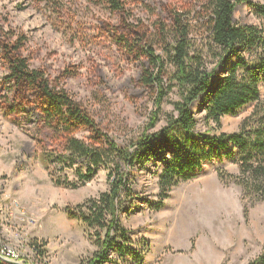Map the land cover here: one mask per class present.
Masks as SVG:
<instances>
[{"label":"rangeland","instance_id":"obj_1","mask_svg":"<svg viewBox=\"0 0 264 264\" xmlns=\"http://www.w3.org/2000/svg\"><path fill=\"white\" fill-rule=\"evenodd\" d=\"M204 1L126 0L127 20L97 0H0V241L13 244L28 257L23 258L26 263H13L38 264V254L31 247L35 241L44 245L47 264H78L92 256L97 250L94 231H87L69 213L109 192L110 184L103 167L91 182L77 189L55 184L56 180L80 184L74 172L78 166L65 172L60 168L49 171L43 148L54 146L40 134L38 112L33 107L25 113L8 111L13 86L6 84L5 47L22 40L20 54L29 67L43 70L104 132L128 147L149 122L153 109L154 91L142 83L150 66L137 44L146 35L153 39L156 24L168 25L175 12L186 15L197 36L204 37ZM261 3L264 0H244L235 9L234 22L259 25L251 4ZM155 50L160 53L159 47ZM221 70L210 90L224 77ZM205 96L191 107L198 133L207 130ZM261 97L264 100L263 86ZM33 99L29 94L28 100ZM253 110L254 105H249L225 117L219 133L237 132ZM171 111L172 106L166 104L164 112ZM164 124L162 118L159 128ZM78 138L88 140L90 133L81 131ZM166 144L165 139L151 140L150 151L142 153V159L128 170L132 197L124 200L118 214L133 241L150 243L143 264H248L257 258L264 249V203L251 207L249 201L243 202L241 187L221 182L217 173L238 176L234 159L206 163L194 180L172 192L162 210L153 212L160 202L155 173L171 157L161 149ZM184 228L186 236L172 238L173 232Z\"/></svg>","mask_w":264,"mask_h":264},{"label":"trees","instance_id":"obj_2","mask_svg":"<svg viewBox=\"0 0 264 264\" xmlns=\"http://www.w3.org/2000/svg\"><path fill=\"white\" fill-rule=\"evenodd\" d=\"M97 2L105 4L114 14L130 19L126 0ZM204 2V37L197 36L186 15L175 12L168 25L156 24L153 39L146 35L137 44L141 47L140 56L150 66L143 74L142 83L154 91L153 109L149 122L128 147L120 146L104 132L65 89L52 84L43 70L29 67L20 54L22 40L10 41L5 47L6 84L13 86L8 111L25 113L28 107H33L38 112L40 134L54 146L50 150L43 148L49 171L60 168L65 172L78 166L74 172L80 184L59 180L55 184L77 189L91 182L100 168L108 171L110 191L86 200L69 213L87 231H94L97 246L92 256L81 259L78 264L144 263L150 243L133 241L130 232L119 222L118 214L124 200L132 197L128 170L142 159V153L150 151L151 140L165 139L167 144L161 149L171 153L162 169L155 173L160 202L152 208L153 212L162 210L172 192L182 183L194 180L206 163L225 158L234 159L240 173L231 176L219 170L220 181L239 185L243 202L249 201L251 207L264 203V100L261 97L264 3L251 4L259 25H239L233 17L236 7L244 0ZM127 30L137 31L136 28ZM155 47H159L160 53ZM220 70L224 77L210 90L212 79ZM29 94L34 96L32 101L28 100ZM204 96L207 130L198 133L191 107ZM166 104L172 106L171 112H164ZM249 105H254V110L237 132L219 133L225 117L235 116ZM162 118L165 124L159 128ZM81 131L89 132L90 138H78ZM244 215H248L246 205ZM31 247L38 254L37 263L47 264L45 251L41 249L44 245L35 241ZM0 264L10 263L0 259ZM248 264H264V249Z\"/></svg>","mask_w":264,"mask_h":264},{"label":"built area","instance_id":"obj_3","mask_svg":"<svg viewBox=\"0 0 264 264\" xmlns=\"http://www.w3.org/2000/svg\"><path fill=\"white\" fill-rule=\"evenodd\" d=\"M0 255L11 260H19L22 257H25L24 254L14 248L13 244H8L7 242L0 241Z\"/></svg>","mask_w":264,"mask_h":264},{"label":"bare ground","instance_id":"obj_4","mask_svg":"<svg viewBox=\"0 0 264 264\" xmlns=\"http://www.w3.org/2000/svg\"><path fill=\"white\" fill-rule=\"evenodd\" d=\"M215 200H216V199H215ZM217 200H219V199H217ZM213 203H215V202H213ZM184 220H185V219H184ZM185 225H187V224H185ZM187 233H188V231H187L186 228L181 229V230H177V231L173 232V234H172L173 237H172V238L175 237L176 239H179V238H182V237L186 236ZM175 238H174V239H175ZM0 258H1V260H3V261L6 260V262H8V263H10V264H13V262H18V261H24V262L26 263V261L23 260L24 257L20 258V259L17 260V261H15V260H11V259H7V258H5V257H3V256H1V255H0ZM25 259L28 260V257H25ZM9 261H10V262H9ZM30 263H31V261H28V264H30ZM16 264H19V263H16Z\"/></svg>","mask_w":264,"mask_h":264},{"label":"water","instance_id":"obj_5","mask_svg":"<svg viewBox=\"0 0 264 264\" xmlns=\"http://www.w3.org/2000/svg\"><path fill=\"white\" fill-rule=\"evenodd\" d=\"M1 259V258H0ZM13 264H16V263H13Z\"/></svg>","mask_w":264,"mask_h":264}]
</instances>
